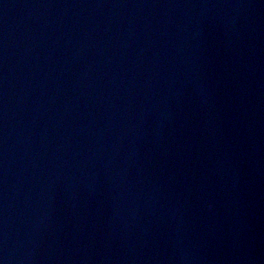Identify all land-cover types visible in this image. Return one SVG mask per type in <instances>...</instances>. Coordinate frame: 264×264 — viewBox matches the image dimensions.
I'll list each match as a JSON object with an SVG mask.
<instances>
[{
  "label": "water",
  "instance_id": "95a60500",
  "mask_svg": "<svg viewBox=\"0 0 264 264\" xmlns=\"http://www.w3.org/2000/svg\"><path fill=\"white\" fill-rule=\"evenodd\" d=\"M0 264H264V0H0Z\"/></svg>",
  "mask_w": 264,
  "mask_h": 264
}]
</instances>
